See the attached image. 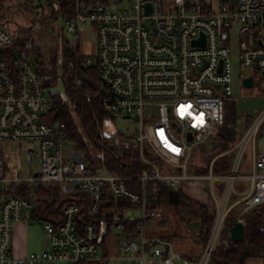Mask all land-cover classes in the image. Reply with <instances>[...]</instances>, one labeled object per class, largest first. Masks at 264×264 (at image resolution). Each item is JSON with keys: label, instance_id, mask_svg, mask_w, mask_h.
<instances>
[{"label": "built area", "instance_id": "1", "mask_svg": "<svg viewBox=\"0 0 264 264\" xmlns=\"http://www.w3.org/2000/svg\"><path fill=\"white\" fill-rule=\"evenodd\" d=\"M57 1L51 4L57 7ZM71 10L68 17H56L62 21V31L78 40L89 27L94 35V59H87L86 65L98 69L103 108L114 120L135 123L132 134L121 144L132 145L148 169L137 176L92 173L78 151L64 157L65 126L58 120L48 121L51 100L39 71L25 51L6 50L12 40L0 30V142L35 144L22 159L27 176L8 172L0 157V189L25 186L32 196L35 188L56 186L60 200L74 191L81 200L64 203L57 220L41 215L29 219L42 225L47 245L39 253L17 258L11 248L14 225L34 203L30 196L3 197L0 264L94 260L102 219L121 233L117 249L126 264H177L169 242L145 238L139 220L128 226L117 219L116 212H110L116 206L103 204L105 193L126 201L120 207H138L144 219L146 183L161 182L174 188L184 179L196 177L185 173L192 147L223 124L224 99L231 96L229 42L233 34L238 40L240 65L264 76V0H219L216 7L207 0H71ZM114 144L105 140L107 148ZM248 147L250 173L239 175ZM226 152L233 154L228 172L214 174L212 161L209 173L198 176L209 181L214 210L196 264H207L229 211L239 206L237 221L243 224L244 212L264 207V105ZM150 155L163 164L164 173L147 158ZM216 179L225 184L220 200L212 185ZM128 180L140 182L138 192L125 187ZM237 180L246 181L244 189L236 190ZM233 195L237 198L230 201Z\"/></svg>", "mask_w": 264, "mask_h": 264}, {"label": "trees", "instance_id": "2", "mask_svg": "<svg viewBox=\"0 0 264 264\" xmlns=\"http://www.w3.org/2000/svg\"><path fill=\"white\" fill-rule=\"evenodd\" d=\"M51 1L46 0L45 3L41 0V7H38L37 2L34 3L33 19L30 20L27 27H20L17 34L18 40L12 41L6 50L20 47L30 52L34 58L33 64L36 65V69L39 70L40 75L45 77L44 87H50L58 80L62 81L65 99H61L58 94H49L51 108L48 121L58 120L63 122L66 140L73 141L77 149L87 147L82 139V134L92 143L96 159L89 155L87 150L82 155L87 163V168L92 173H97L103 166L106 173L132 176L141 174L143 170L148 168L142 164L137 150L132 145L121 144L126 137L122 133L109 136H104L101 133L103 119L108 117L109 114L102 106L103 91L99 83L96 65L87 66L86 60L88 58L80 51L78 45H71L62 37L60 39L56 38V48L50 50L47 55L34 43L36 40L33 36L38 37L44 31L49 34L47 26L51 18L55 19L57 15H61L63 18L71 15V0H58L56 9H48L47 6L52 5ZM45 6L47 10L44 11L43 7ZM20 33H26V36L21 39L19 37ZM252 118L247 117L245 128ZM235 121L236 116L232 105L228 100H225L223 124L211 135V137L214 136V139L206 152L203 160L205 163L199 165V175L208 173L212 161L211 170L214 174H224L229 171L233 154L226 151L233 146L240 136L235 128ZM106 139L115 144L107 148L105 145ZM224 152L226 153L221 155ZM0 157H2L1 154ZM125 187L133 192H138L140 182L138 180H128L125 182ZM145 189L146 209L144 219L154 216L155 212L161 207L170 206L177 210L181 208L183 211H179L182 214L183 221L194 219L199 221L197 239L200 244L205 243L213 217L208 215L204 205L187 198L178 187H167L161 182L155 184L148 182ZM6 195L30 196V192L25 186L9 185L6 190L0 189V203ZM73 195L75 198H73ZM73 195L70 197L64 196V199L60 200L58 187L56 186L35 188L33 195L29 197L34 203V208L30 211L31 217L41 215L47 219L51 216L60 218L61 207L64 203L68 201L81 202L78 199L79 193ZM103 204L112 207L123 206L126 201L123 199L116 200L110 194L105 193ZM239 213V206L228 212L207 264H244L246 258L264 249V207L256 206L241 215L243 219V240L233 242L229 237V229L237 221ZM136 221H127L126 223H129L128 226H132Z\"/></svg>", "mask_w": 264, "mask_h": 264}, {"label": "rangeland", "instance_id": "3", "mask_svg": "<svg viewBox=\"0 0 264 264\" xmlns=\"http://www.w3.org/2000/svg\"><path fill=\"white\" fill-rule=\"evenodd\" d=\"M46 3V0H43ZM212 7H216L219 0H207ZM47 6V5H46ZM43 7V10L50 8L56 9V4ZM35 5L29 0H2L0 1V30L6 33L12 41L18 40L17 34L20 27H27L31 19H33L34 14L33 10ZM48 33L45 31L38 37L33 36L41 51L45 55L49 53L50 50L56 48V38L67 41L69 44H77L80 51L88 58L93 60L95 53V40L94 35L90 32L89 27H86L85 32L81 33L79 39L70 34H64L62 31V21L59 18H51L47 26ZM26 36V33H20V38L23 39ZM230 63H231V96L226 97L224 100H228L230 105H232L234 114L236 116L235 128L238 134H241L245 128V120L247 117H254L255 114L263 107L264 105V76L258 70L252 69L248 72L244 69L238 60V40L235 34L231 36L230 42ZM19 49L24 50L34 62L33 56L30 52H27L25 49L18 47ZM17 48V49H18ZM34 65V64H33ZM36 68V65H34ZM38 70V69H37ZM39 71V70H38ZM253 76V85L250 88H245L242 85V79L246 76ZM44 76L41 75V80L44 84ZM47 94H58L61 99H65V94L63 91V84L61 80L56 81L50 87H44ZM103 106V105H102ZM104 109V108H103ZM110 116V115H109ZM103 119L101 133L104 136H109L115 133H122L125 137L132 134L133 129L135 128V123H132L128 120H114L111 116ZM82 139L86 144V148L77 149L74 142L71 140H66L64 144V157L69 155L73 150L78 151L81 155L85 154L87 150L89 155H92L96 159L92 143L87 140L85 135L82 134ZM214 139V136H210L201 144L194 145L190 152V157L188 159L186 174L191 176H196L194 178H186L181 181L178 185V188L183 194H200L203 196L204 201L202 205L207 207L208 215L213 213V199L209 190V181L204 177L206 175H199V165L204 164L203 160L211 143ZM35 144L28 142H0V151L2 153V159L10 164L11 170L8 172H19L22 176H27L26 164L22 161L24 154L29 148H32ZM149 160L155 162L161 173L163 171V164L155 159L152 155L147 157ZM21 160V161H20ZM250 164V147H248L243 155L240 168L238 170L239 175H247L250 173L249 169ZM37 163L35 162L32 167L36 168ZM104 172L99 169L97 173ZM209 173V171H208ZM199 176V177H198ZM213 190L217 200L221 199L222 192L225 189L224 180H214L212 182ZM246 181L237 180L235 183L236 190H242L245 188ZM74 193L66 195V197L72 196ZM80 194V193H79ZM237 198L233 195L230 199ZM179 210H182L179 208ZM174 207H161L158 209L154 216L149 218H142L141 211L136 206H126L123 207L124 218L126 219H137L142 222L144 231L146 234H173L176 236L177 242H185L187 245H190L191 248L195 246L189 242V238L184 236L185 225L183 224L182 214L180 211ZM183 211V210H182ZM180 213V214H179ZM164 227V228H162ZM110 235H112L113 241L118 239L117 232L110 227ZM101 235L99 236V238ZM185 238V240H183ZM112 242V241H111ZM98 253L97 256H99ZM181 256L177 257V263L181 264Z\"/></svg>", "mask_w": 264, "mask_h": 264}, {"label": "crops", "instance_id": "4", "mask_svg": "<svg viewBox=\"0 0 264 264\" xmlns=\"http://www.w3.org/2000/svg\"><path fill=\"white\" fill-rule=\"evenodd\" d=\"M245 129V128H244ZM0 154L2 156V153L0 151ZM21 161V160H20ZM5 165L8 171L11 170L10 164H8L5 160ZM250 169V168H249ZM106 173L105 170H103ZM78 193V192H73ZM187 198L202 204L204 201L203 196L200 194H184ZM73 198L74 195H73ZM236 199V198H235ZM233 199V200H235ZM214 205V203H213ZM207 208V207H206ZM123 207L116 206L113 209L110 210V212H116L115 217L117 219H122L125 222H133L137 219H126L124 218L123 214ZM214 210V208H213ZM33 219L31 217L30 211L26 212L24 214V218L21 219L19 222L15 223L14 225V230H13V239H12V253L15 257L17 258H24L26 257L29 253H39L42 251L46 245H47V238L43 233L42 225L37 224V223H30L28 220ZM47 219V218H46ZM50 220L54 219L57 220L59 218L55 217H50ZM112 219V218H110ZM194 220L190 221H184L183 224L185 225V231H184V236H187L189 238V242L192 243L195 248H191L190 245H187L185 242H177L176 241V236L173 234H146L144 231V236L147 239L151 238H160L163 239L167 242H169L171 246V250L175 254V260L177 263V257L181 256V264H196L197 259L202 251V244L199 243L197 236L193 235L194 230H192V224L195 223ZM112 228V227H111ZM164 228V227H162ZM191 228V229H190ZM144 230V227H143ZM118 235V239L116 241H113L112 235L109 236L110 233V226L107 225V222H105L102 219V222L99 226V231H98V249H97V255L98 253L99 256L96 255V259L84 262L82 264H126L125 261L120 259L122 254L120 251L117 249V243L121 238V233L116 231ZM101 237L99 238V236ZM185 240V238H183ZM102 241V245H101ZM112 241V242H111ZM178 264V263H177ZM244 264H264V249L260 251L259 253L250 256L246 258L244 261Z\"/></svg>", "mask_w": 264, "mask_h": 264}, {"label": "water", "instance_id": "5", "mask_svg": "<svg viewBox=\"0 0 264 264\" xmlns=\"http://www.w3.org/2000/svg\"><path fill=\"white\" fill-rule=\"evenodd\" d=\"M38 7H41L42 4L40 3V0H37ZM201 39H204V35H200ZM198 40L194 41V43H197ZM242 85L245 88H250L253 85V77L248 76L244 77L242 79ZM189 138L190 134H188ZM192 231L193 235L197 236L198 230H199V221H195L194 224H192ZM191 229V228H190ZM229 237L233 242H241L243 240V224L239 221H236L232 227L229 229Z\"/></svg>", "mask_w": 264, "mask_h": 264}]
</instances>
